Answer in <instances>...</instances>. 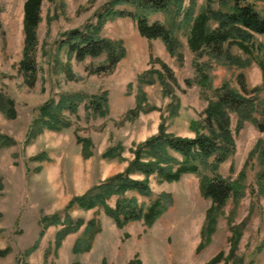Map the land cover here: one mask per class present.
<instances>
[{
	"label": "rangeland",
	"instance_id": "374dc122",
	"mask_svg": "<svg viewBox=\"0 0 264 264\" xmlns=\"http://www.w3.org/2000/svg\"><path fill=\"white\" fill-rule=\"evenodd\" d=\"M25 1L0 0V136L10 141L0 142V264H264V34L254 36L250 51L231 44L223 56L197 53L183 15L174 22L156 14L152 19L166 21L179 40L172 53L163 39L141 36L132 18L110 17L99 35L124 51L113 65L106 53L78 59L64 46L70 31L97 24L112 0H43L32 78L21 67ZM218 1L196 0L197 10L218 9ZM256 4L264 16V1ZM227 90L253 103L245 115L228 109L235 151L222 163L212 156L199 174L178 181L151 175L150 195L127 192L142 204L172 194L152 225L120 226L103 207H70L125 172L136 149L159 131L209 134L205 111ZM68 94L88 97L64 111L70 125L36 132L40 108ZM97 94L106 98L103 112L88 106ZM219 177L240 192L209 218L213 204L201 182ZM44 217L57 222L47 227ZM82 240L91 246L77 250Z\"/></svg>",
	"mask_w": 264,
	"mask_h": 264
},
{
	"label": "trees",
	"instance_id": "16d2710c",
	"mask_svg": "<svg viewBox=\"0 0 264 264\" xmlns=\"http://www.w3.org/2000/svg\"><path fill=\"white\" fill-rule=\"evenodd\" d=\"M186 1L112 0L99 16L97 24L87 25L83 30L70 31L64 46H68L78 59L106 53L109 63L117 64L124 56V51H121L114 41L99 35L104 22L110 17L117 16L132 18L137 22L141 36L150 40L163 39L172 53L180 46L179 40L166 21L152 19L156 14L171 17L174 22V19L183 15V20L190 26L189 47L197 53L223 56L228 49L227 46L231 44L239 45L244 50L250 51V43L253 44L254 36L264 34V16L257 9L256 4L264 0H219L218 9L208 6L199 11L196 0H190L188 4ZM42 3L43 0H26L24 4L25 44L21 67L26 72H30L32 78L37 68L34 50L38 45L37 31L41 20ZM262 70L264 74V65ZM150 82L152 81L149 80L148 83ZM83 99L88 100V97H85V94L80 96L68 94L58 102L42 106L40 116L34 123L36 132L40 133L47 128L55 131L68 127L70 123L64 117V111L68 108L77 110L78 104ZM105 101V96L93 95L89 98L88 106L95 112H103ZM246 103L253 104L251 100L235 90L225 91L217 100L211 101L205 111V122L209 134L197 133L196 137H181L168 134L165 130L159 131L136 149L135 157L130 161L125 172L113 175L99 186L90 189L85 195L76 197L71 201L70 207L75 205L85 210L103 207L120 226L135 220H144L152 225L157 217L170 207L173 201L172 194L162 192L150 203L142 204L135 197H127V192L133 190L150 195L152 194L151 175H157L161 181H178L184 174H199L201 167L206 165L212 156L215 157L216 163L224 162L236 148L228 109L242 111L245 115L243 111L246 109ZM1 109L8 116L15 114L13 106H6L2 103ZM259 127L262 130L264 124L261 123ZM0 142L10 144L9 140L1 139V136ZM136 174L143 175L142 179L134 178ZM200 188L203 194L212 200L213 208L208 214L209 218L212 212L222 208L233 194L238 196L240 192L231 182L222 177L217 180L203 179ZM114 196H117L114 206L107 204L108 200ZM53 219L54 217H44L47 227L57 222ZM80 225L81 223L78 222L76 229ZM90 246V243L86 244L82 240L77 242L75 248L84 250Z\"/></svg>",
	"mask_w": 264,
	"mask_h": 264
}]
</instances>
